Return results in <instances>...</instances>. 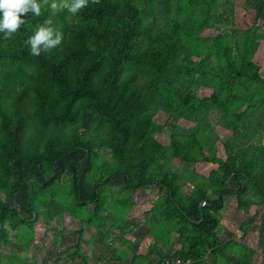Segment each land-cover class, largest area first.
I'll return each instance as SVG.
<instances>
[{
    "label": "trees",
    "instance_id": "16d2710c",
    "mask_svg": "<svg viewBox=\"0 0 264 264\" xmlns=\"http://www.w3.org/2000/svg\"><path fill=\"white\" fill-rule=\"evenodd\" d=\"M198 1L208 5L214 0ZM245 3L264 18V0H245ZM49 13L50 10L42 9L39 17L28 14L25 17L27 23L8 40L0 33V191L6 197L0 196V247L7 241L10 230L32 223L33 212H39V204L48 207V219L63 210L55 198L38 200L39 194L47 189L55 176L49 174L47 181L39 186L27 168L34 165L42 172V164L47 161L53 170L58 159L82 148L90 158L88 170L96 160L101 161L103 171L100 172L108 175L104 181L123 175L129 191L155 182L166 188L154 209L169 224L168 228L172 225L175 229L181 248L165 253L159 260L177 255L190 258V264H202L204 255L210 252L214 256L210 264H232L226 256L234 246H229V239L223 241L218 236L220 220L217 212L222 208L223 197L235 198L237 208L244 211L253 204L264 207V144H251L244 152L246 147L236 141L242 132H235L223 143L227 157L222 159L212 151L213 126L207 125L209 128L205 130L200 125L206 120L210 105L217 103L222 113L220 120L234 132L236 126L230 113L239 114L236 110L239 105H234L232 97L226 96L231 93L228 83L232 79L218 69L211 70L221 92L220 100H213V96L195 99L187 94V100L184 99V76H188L190 67L196 70L209 67L204 63L211 56L210 52L199 60L193 59V52L186 50L181 41V24L178 23L152 33L142 24V14L133 0L90 2L76 15L66 9L51 18ZM45 19L53 21L64 39L50 53L32 56L24 41ZM252 33V42L261 36V32ZM237 43L234 42L235 47ZM231 45L232 42L223 46L214 43L213 48L215 52L219 51V58L234 71L235 77L240 76L239 84L254 87L252 95L255 94L256 100L264 98V77L258 75V70L254 71L256 74L249 72L251 67L256 69L251 62L240 71ZM250 75L260 84L253 86L254 79ZM194 82L190 80L187 85ZM159 110L173 119L177 110H197L199 126L191 134V141L196 143L192 146L180 143L171 134V146L185 162L197 161L192 151L202 146L203 150H199L201 159L218 163L209 176L199 175L195 170L177 175L161 166L160 158L167 152L151 133L161 127L153 119ZM97 119L108 124L110 138L117 141L111 145L115 164L106 162L99 154V148L92 152V144L80 137L79 129L91 127ZM253 119V131L249 135H254V130L263 126L264 112ZM42 143L43 149L40 148ZM125 143L132 146L133 154L119 152ZM104 144L102 142L99 147ZM46 156L50 158L45 159ZM146 169L156 177L142 176ZM181 176L194 182L191 194L179 191L177 177ZM23 182L30 184V189L28 202L22 205L16 203L15 197ZM253 191L262 199L253 197ZM82 202L86 201L76 200L77 204ZM77 244L71 255L82 257Z\"/></svg>",
    "mask_w": 264,
    "mask_h": 264
},
{
    "label": "rangeland",
    "instance_id": "374dc122",
    "mask_svg": "<svg viewBox=\"0 0 264 264\" xmlns=\"http://www.w3.org/2000/svg\"><path fill=\"white\" fill-rule=\"evenodd\" d=\"M133 4L142 14V24L147 25L152 33L156 34V32L168 28L171 23L181 24V41L185 44L186 50H189L191 53L193 52L192 58L199 60L205 53V55H211L207 57V62L204 63V65L208 63L207 65H209V67L205 66L200 70L190 67L188 76H184L185 87L182 89L184 99H186L185 94H187L195 99L213 96V100H220L221 92L219 93V88H217L215 81L216 79L211 75V70L218 69L224 72L226 77L232 79V81L228 83L231 84V93L226 94V96H231L233 100L232 103L234 105H239L236 108L239 114L230 113V116L234 117L232 121L235 122V124L233 123V125L236 126L234 132H232L233 129L223 125L224 120H220L222 113L220 109L217 108L216 102L215 105H210L209 108H211V110L208 112L206 120L202 121L203 123L200 124L205 130L209 128L207 125L213 126L212 137H210L214 142L213 154H215L216 157L226 159L227 156L225 155L223 143L232 136L233 133V135H235V132H242L236 141L246 147L244 148V152L251 144H264V120H262L263 126L256 131L254 130V135H249L254 127L253 118L264 112V98L256 100L255 94L252 95L253 90H255L254 87H249L250 84H239L240 76L235 77L234 71L228 68L224 61L219 58V51L215 52L213 48L214 43L223 46L224 44L232 42L231 50L233 51V57L236 59L238 63L237 67L240 71L244 69L247 62H251L256 69L251 67L249 72L252 73L258 70V75L264 77V18L260 17L255 9L250 8L245 3V0H214L208 5L199 4L198 0H133ZM44 10L49 11L48 8H44L43 11ZM71 16L70 14L69 17ZM51 17L52 14L49 13V18ZM252 31L261 32V36L255 38L253 42ZM235 41L238 42L236 47L234 46ZM208 51L210 52L209 54ZM250 78L254 79L253 76ZM248 79L246 78V80ZM190 80L195 82L192 85H187V82ZM255 82H258V80H253V86L260 84L259 82L258 84ZM222 88L225 90L224 87ZM246 88H248V91ZM201 112L202 111H200V113ZM173 116L174 119L172 116H168L166 112L159 111L153 117L157 124H161V127L155 128L154 131L150 130V132L152 131V135L165 146V151L167 152L165 157L160 158L162 164L160 165L169 172L176 173L177 175H180L179 173H189L187 171L194 170L193 167H197L198 170L207 173L211 166L215 165L213 163L216 162L210 163L201 159L199 150H201V148L203 150L202 146L200 149L196 147V151H192V154H195V157L198 158L197 161L185 162V160H181L180 157L174 153L170 140V136L173 134L178 138L180 143L190 146L196 143L191 141V134L196 130V126H199L197 110H177ZM92 123L93 125L89 128L81 127L79 129L80 137L92 144V147H94L92 152L95 148H99V154L106 162L110 163L113 161L111 145L117 141L116 139L110 138L108 124L101 123L98 119ZM199 131L200 129L197 130V132ZM214 131L216 133H214ZM214 134H216L215 137L213 136ZM102 142L105 144L99 147V144H102ZM232 142L233 145H235L236 142ZM125 144L124 149L119 150L120 147L118 146L117 150H119L120 153L129 152L133 154L132 146H130L129 143ZM202 145H204V143ZM40 146V148L43 149L44 143ZM204 148L206 150L208 149L207 146H204ZM248 151L250 155L251 151ZM69 153L67 157L73 154L75 155L74 157H78L80 154L86 153V150L77 148ZM47 158H50V156L45 157V159ZM113 163L115 164V161H113ZM79 165L80 161L76 167L77 175L79 174ZM35 168L36 166L31 165L27 170ZM99 169L101 168H98L97 171L101 174ZM149 172L152 173L151 170L146 169L141 175L156 177L155 173L150 175ZM60 176L63 181H58V179L56 184L62 187L59 186L56 192L60 190L63 193L65 190L63 183H68L69 178L64 171ZM54 182L55 180L51 182L52 186ZM27 186L29 191L30 184L27 183ZM190 189L191 187L189 185L184 186V190L189 191ZM52 192H55L54 188ZM253 192V197H256V199L261 198L259 193L256 194L255 191ZM0 196L2 199H6L5 194L1 191ZM185 200H188V198H185ZM15 201L16 203L19 202L18 204L22 202L21 199H16ZM74 205L73 203L72 206L74 207ZM37 209L39 212L36 214L32 223L21 224L18 228L10 230L7 241L0 247V264H58L65 258L66 250L64 251L63 246H58L56 241L53 242V237L47 226V221L40 219L41 208L37 207ZM141 211L142 210L138 209V213L135 214L137 218L139 217L138 219L136 218L138 221L141 220V216H143ZM217 216L221 221L219 223V234H221L222 238L226 237L225 239H229V241L235 240V242L227 241L229 246L233 244L234 247H231L232 249L226 256L228 259H226L232 264H264V207L255 205L252 207V210L248 209L245 213L237 208L235 198L225 195L223 197L222 208L218 210ZM48 235H50V237H48ZM225 239H223V241ZM57 247L61 249L58 250ZM52 254H56L54 258L55 262H48ZM212 258H214V256L210 255L205 261L209 263Z\"/></svg>",
    "mask_w": 264,
    "mask_h": 264
},
{
    "label": "crops",
    "instance_id": "0c3cea01",
    "mask_svg": "<svg viewBox=\"0 0 264 264\" xmlns=\"http://www.w3.org/2000/svg\"><path fill=\"white\" fill-rule=\"evenodd\" d=\"M159 111L163 112V110ZM74 156V154L70 157L66 155L58 159L53 165V170L47 161L42 164V172L37 167L28 170L33 174L39 186L47 181L49 174L50 177L55 176L53 186L50 184L47 189H44L39 194L38 200L55 198L63 207V210L56 213L52 219H48V207L39 206L41 208L40 219L47 221L53 242L56 241L58 246H63L64 251L66 250L65 258L58 264H80L81 258H85L84 264H157L162 255L181 248L175 229L171 224V228H168L169 224L163 221L162 215L154 209L155 204L166 191L162 184L155 182L129 191L123 175H115L104 181L108 175L97 171L98 168L103 171L100 160H96L92 169L88 170L89 156L86 153L77 155L78 157ZM79 161V174L77 175L76 167ZM213 164L215 165H212L207 173L198 170L197 167L193 169L199 175L209 176V173L218 167V163ZM63 171L69 181L66 184L63 183L65 188L63 193L60 190L56 192L60 186L56 184V181L58 179V181H63L60 176ZM177 181L181 193H192L194 189L192 180L181 176L177 177ZM23 183L15 197V200H22L20 202L22 205L28 202V186L26 182ZM185 185H189L191 189L184 190ZM53 188L55 192H52ZM77 199L86 202L77 204ZM253 206L255 204L251 205L249 210H252ZM138 209L142 210L143 214L139 221L137 220L139 217L135 216ZM241 211L246 213L244 210ZM218 236L220 240L226 238H222L221 234ZM77 242V250L82 257L71 255ZM57 249L61 248L57 247ZM210 255H212L210 252L204 255L202 264L212 262L213 258L209 263L205 261ZM55 256L56 254H52L48 262L54 261Z\"/></svg>",
    "mask_w": 264,
    "mask_h": 264
},
{
    "label": "clouds",
    "instance_id": "9594fccd",
    "mask_svg": "<svg viewBox=\"0 0 264 264\" xmlns=\"http://www.w3.org/2000/svg\"><path fill=\"white\" fill-rule=\"evenodd\" d=\"M90 2L96 4L99 0H0V33L4 34L5 40L12 38L27 23L25 17L28 14L39 17L44 8H48L52 15L65 9L76 15ZM63 39V33L53 25V21L45 19L24 43L29 47L30 55L39 56L42 52L50 53Z\"/></svg>",
    "mask_w": 264,
    "mask_h": 264
},
{
    "label": "built area",
    "instance_id": "2783aa9c",
    "mask_svg": "<svg viewBox=\"0 0 264 264\" xmlns=\"http://www.w3.org/2000/svg\"><path fill=\"white\" fill-rule=\"evenodd\" d=\"M79 262L80 264H84L85 259L81 258ZM190 263H191L190 258H181L177 255H171V256L163 257L162 259L159 260L157 264H190Z\"/></svg>",
    "mask_w": 264,
    "mask_h": 264
},
{
    "label": "water",
    "instance_id": "95a60500",
    "mask_svg": "<svg viewBox=\"0 0 264 264\" xmlns=\"http://www.w3.org/2000/svg\"><path fill=\"white\" fill-rule=\"evenodd\" d=\"M202 203H203V200L200 202V205H201ZM35 216H36V214L33 212V216H32V218L34 219Z\"/></svg>",
    "mask_w": 264,
    "mask_h": 264
}]
</instances>
